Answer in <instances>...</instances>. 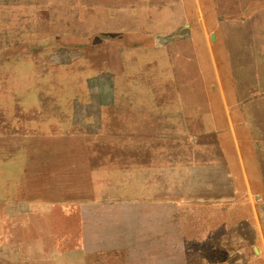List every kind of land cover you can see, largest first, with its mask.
<instances>
[{"label":"rangeland","instance_id":"374dc122","mask_svg":"<svg viewBox=\"0 0 264 264\" xmlns=\"http://www.w3.org/2000/svg\"><path fill=\"white\" fill-rule=\"evenodd\" d=\"M0 264H264V0H0Z\"/></svg>","mask_w":264,"mask_h":264},{"label":"crops","instance_id":"0c3cea01","mask_svg":"<svg viewBox=\"0 0 264 264\" xmlns=\"http://www.w3.org/2000/svg\"><path fill=\"white\" fill-rule=\"evenodd\" d=\"M209 51V50H208ZM213 56V55H212ZM211 57V56H210ZM211 60H212V58H211ZM214 67H216V65H214ZM214 77H216L217 79H220V77H221V72H218V71H215L214 70ZM206 80H205V77H204V79H203V82H205ZM210 87V89H211V85L209 86ZM215 86L213 85L212 86V89L211 90H215V88H214Z\"/></svg>","mask_w":264,"mask_h":264},{"label":"water","instance_id":"95a60500","mask_svg":"<svg viewBox=\"0 0 264 264\" xmlns=\"http://www.w3.org/2000/svg\"><path fill=\"white\" fill-rule=\"evenodd\" d=\"M212 39L214 40V35H212ZM257 252V251H256Z\"/></svg>","mask_w":264,"mask_h":264}]
</instances>
